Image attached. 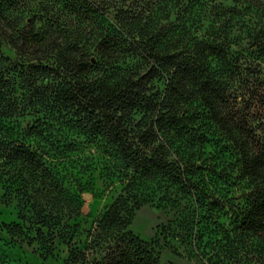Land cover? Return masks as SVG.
<instances>
[{
    "label": "rangeland",
    "instance_id": "1",
    "mask_svg": "<svg viewBox=\"0 0 264 264\" xmlns=\"http://www.w3.org/2000/svg\"><path fill=\"white\" fill-rule=\"evenodd\" d=\"M88 2L97 11L95 14L80 11L79 0H0V24L19 23L20 27H26L32 22L37 36L28 37V46L46 51L42 40L49 37L59 42L69 39L73 44L79 41L78 49L82 53L88 50L92 62L100 64L102 59L95 52L96 45L87 41L96 21L106 28L119 27L128 17L141 14L144 23L159 26L168 23L163 5L156 0ZM217 4L235 6L233 0H217ZM126 12L129 14L125 15ZM258 20L259 17L251 25L261 29L264 18ZM245 30L243 34L236 32L234 38L244 39ZM249 41L247 38L242 45L248 48ZM0 45L5 59L14 65L20 63L22 53L3 35ZM59 54L55 50L49 63L54 65ZM131 64L128 60L115 67L103 63L95 73L106 72L112 82H119L129 76ZM259 71L249 81L245 76L235 79L231 73L216 74L218 89L225 93L217 102L218 113L228 122L230 136L199 99L165 102L167 110L162 113L172 115L165 125L157 124V117L153 116L145 127L144 113L131 117L130 129L135 132L152 125L158 143L163 146L162 154L166 153L168 161L182 171V183L175 181L169 172L153 180L143 179L147 186L141 191L149 203L134 210L128 226V231L153 251L159 264H212L210 259L219 251L233 246L243 247L247 264H264V227L245 231L244 235L241 229L243 216L264 191V175L249 176L247 168L249 161H264V65ZM20 73L18 70L10 75V90L14 100L23 102L26 90ZM136 79L145 86L148 95L158 93L161 101L169 91L167 75L155 76L145 66L136 71ZM38 118L29 111L19 120L26 127L33 126ZM79 133L73 125L57 127L32 138V143L47 154L51 171L58 175L56 179L64 184L80 181L87 185L81 200L82 216L69 219L66 215L61 226H54L51 220L44 226L37 222L38 209L22 207L23 192L0 179V264H105L101 259L95 260L93 251L87 258L80 253L94 243L98 222L117 201L128 178L123 163L118 166L109 163L103 144L86 137L84 132ZM243 139H249L248 159L240 147ZM78 155L82 162L77 161ZM129 173L135 175L138 171L133 168ZM29 197L32 201H44V196L35 192L30 191ZM52 198L49 195L47 200ZM135 203L131 200L130 207ZM222 264L233 261L225 260Z\"/></svg>",
    "mask_w": 264,
    "mask_h": 264
},
{
    "label": "trees",
    "instance_id": "2",
    "mask_svg": "<svg viewBox=\"0 0 264 264\" xmlns=\"http://www.w3.org/2000/svg\"><path fill=\"white\" fill-rule=\"evenodd\" d=\"M79 1L84 14L97 12L88 0ZM156 2L163 5L166 26L144 23L141 14L128 17L119 27L94 23L90 38L86 37L96 45L100 64L92 62L88 50L82 53L78 49L79 41L73 44L69 39L59 42L49 37L42 40L46 51L28 46V37L37 36L32 22L26 27L19 23L0 24V36L22 53L20 63L14 65L0 51V179L23 192L20 203L25 210L38 209V223L46 226L51 220L54 226H61L66 215L69 219L82 216L81 200L87 185L80 181L64 184L56 179L58 175L51 171L47 154L35 147L32 138L73 125L79 134L84 132L86 137L103 144L109 163L125 166L128 183L98 222L94 243L80 255L87 258L93 251L95 260L101 259L105 264H159L153 251L134 237L128 226L134 210L149 203L141 191L147 186L143 179L153 180L169 172L175 181L183 180L182 171L168 161L166 153L162 154L163 146L152 125L135 132L130 129L131 117L144 113L145 127L153 116L157 117V124L165 125L172 116L162 113L167 110L165 102L199 99L230 136L228 122L218 113L217 102L225 93L218 89L216 74L231 73L235 79L245 76L249 81L264 65V55L260 54L264 52V27L256 29L251 25L254 19L264 18V0H233L235 6L229 8L217 4V0ZM244 29V39L234 38L236 32L243 34ZM247 38L250 41L245 48L242 44ZM55 50L60 54L53 65L49 61ZM127 60L132 62L129 76L119 82H112L106 72L95 73L103 63L115 67ZM144 66L155 76L165 74L169 78V91L162 101L158 93L148 95L145 86L137 81L136 71ZM18 70L25 83L23 102L14 100L10 90V75ZM29 111L40 118L33 126L24 127L19 119ZM240 147L248 159L249 139H243ZM77 159L82 162L79 155ZM133 168L138 171L135 175L129 173ZM247 168L249 176L264 175V161H249ZM30 191L42 194L44 201H32ZM49 195L53 196L51 200H47ZM131 200L136 202L133 207ZM261 226L264 227V191L243 216L242 234ZM211 260L212 264L225 260L247 264L244 249L239 246L219 251Z\"/></svg>",
    "mask_w": 264,
    "mask_h": 264
}]
</instances>
